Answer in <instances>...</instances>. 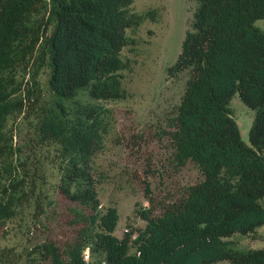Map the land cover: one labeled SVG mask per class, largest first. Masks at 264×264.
Here are the masks:
<instances>
[{
  "label": "trees",
  "instance_id": "obj_1",
  "mask_svg": "<svg viewBox=\"0 0 264 264\" xmlns=\"http://www.w3.org/2000/svg\"><path fill=\"white\" fill-rule=\"evenodd\" d=\"M195 2L166 67L187 72L184 91L156 135L170 164L192 160L200 177L160 196L144 176L148 203L134 213L145 223L118 236L117 207L98 197L105 174L95 157L112 128L108 103L128 95V29L157 13L133 0H0V227L21 212L44 224L59 199L74 225L62 242L0 243V264H264V244L233 237L256 238L264 224V30L254 24L264 0ZM235 92L254 110L248 143L229 104ZM27 111L37 120L22 153L7 120Z\"/></svg>",
  "mask_w": 264,
  "mask_h": 264
},
{
  "label": "rangeland",
  "instance_id": "obj_2",
  "mask_svg": "<svg viewBox=\"0 0 264 264\" xmlns=\"http://www.w3.org/2000/svg\"><path fill=\"white\" fill-rule=\"evenodd\" d=\"M132 4L136 10L155 9L157 18L144 19L138 26L128 29L133 42L121 51L129 64L122 70L121 78L128 95L108 103L113 109L112 128L105 136L103 150L95 157L96 165L105 174V179L98 185V197L102 206L113 204L117 207L119 218L114 233L118 236L130 227L136 228L145 223L134 213L135 206L148 203L144 194V176L149 179L153 192L160 196L177 191L200 177L199 169L192 160L178 167L170 164L167 160V141L156 135L164 127L184 91L187 72L169 76L166 67L177 56L196 2L133 0ZM254 24L264 30V18L256 19ZM28 75L25 73L23 78H28ZM37 78L44 101L49 93L45 65L39 68ZM229 104L241 137L248 143L254 110L243 103L238 92ZM36 120V114H29L28 111L8 117L7 124L13 129L16 143L22 145V153L28 150L26 143H30ZM56 198L59 199L58 196ZM64 204L59 199L56 211L45 219L44 224L35 225L30 223L28 214H17L0 227V243L20 250L48 237L58 242L70 238L74 225ZM255 232L256 238L238 233L233 237L242 246H259L264 243V224L258 226ZM224 262L216 261L214 264Z\"/></svg>",
  "mask_w": 264,
  "mask_h": 264
},
{
  "label": "built area",
  "instance_id": "obj_3",
  "mask_svg": "<svg viewBox=\"0 0 264 264\" xmlns=\"http://www.w3.org/2000/svg\"><path fill=\"white\" fill-rule=\"evenodd\" d=\"M85 257H87V252L85 253Z\"/></svg>",
  "mask_w": 264,
  "mask_h": 264
},
{
  "label": "crops",
  "instance_id": "obj_4",
  "mask_svg": "<svg viewBox=\"0 0 264 264\" xmlns=\"http://www.w3.org/2000/svg\"><path fill=\"white\" fill-rule=\"evenodd\" d=\"M262 244H264V243H262ZM262 244H260V245H262ZM260 245H259V246H260Z\"/></svg>",
  "mask_w": 264,
  "mask_h": 264
}]
</instances>
